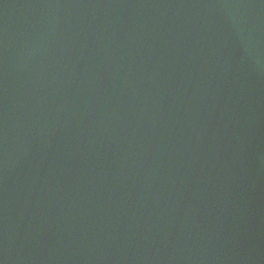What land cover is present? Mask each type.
<instances>
[{
	"label": "water",
	"instance_id": "obj_1",
	"mask_svg": "<svg viewBox=\"0 0 264 264\" xmlns=\"http://www.w3.org/2000/svg\"><path fill=\"white\" fill-rule=\"evenodd\" d=\"M0 264H264V0H0Z\"/></svg>",
	"mask_w": 264,
	"mask_h": 264
}]
</instances>
